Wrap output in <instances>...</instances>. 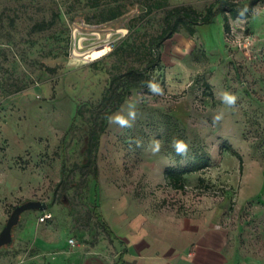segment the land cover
<instances>
[{
  "label": "rangeland",
  "instance_id": "obj_1",
  "mask_svg": "<svg viewBox=\"0 0 264 264\" xmlns=\"http://www.w3.org/2000/svg\"><path fill=\"white\" fill-rule=\"evenodd\" d=\"M215 1L168 0L148 12L154 0H0V233L17 205L48 203L46 210L22 214L14 242L0 249V264H122L127 221L110 233L105 213L123 221L140 211L141 224L150 219L201 235L222 233L229 264H264V91L249 85L248 99L242 92L252 71L264 72V52L256 45L264 34V0L230 16V29L223 13L194 35L181 26L162 45V62L152 72L151 85L160 91L133 89L102 135L98 174L86 165L89 156L95 159L88 135L99 118L92 112L99 111L113 74L145 65L122 47L158 35L175 7L205 11ZM115 5L124 13L102 19ZM217 27L220 35V27L225 31L218 40ZM248 36L255 41L250 49L243 45ZM105 46L107 54L87 57ZM238 49L252 68L238 59ZM226 92L236 96L235 105L224 102ZM167 114L186 128L185 157L176 155L182 133ZM205 162L188 173L184 189L162 178L165 167ZM47 212L53 217L42 221Z\"/></svg>",
  "mask_w": 264,
  "mask_h": 264
},
{
  "label": "trees",
  "instance_id": "obj_2",
  "mask_svg": "<svg viewBox=\"0 0 264 264\" xmlns=\"http://www.w3.org/2000/svg\"><path fill=\"white\" fill-rule=\"evenodd\" d=\"M263 0H250V3L246 6L239 2L233 0H216L211 3L205 11H199L190 5H182L171 9L165 17V25L161 32L149 39L148 42H143L141 44L131 43L122 47V49L127 50V47L132 50L134 54L140 55V59L145 62L144 66H131L125 72L114 73L108 87L106 88L101 101L99 102V111H93L92 116L94 118H99V123L96 122L94 125L89 127V152L92 154L94 152L95 159L91 156L88 157L89 161L86 165L93 164L95 166V175L98 174L96 154L100 148L102 135L106 132L108 128L111 116L120 110L127 98L132 93V90L140 87H151L152 83V72L156 69L162 62V45L166 40L172 38L177 32L181 31V26H185L191 35H194L198 31V26L202 24H209L213 22L216 17L220 14H225L226 28L230 29V16L237 18L239 16L240 8L246 9L247 11H252L254 8L262 2ZM168 0H154V3L150 5L148 12H152L156 8H160L166 5ZM107 11L101 13L102 19H114L118 18L124 13L122 5H115L106 9ZM229 14V15H227ZM44 26H46L44 24ZM143 62L141 64H143ZM207 88H211L207 84ZM208 94L213 95L212 91H208ZM167 120L172 121L173 130L177 129L181 131L182 135L178 141H183L186 145V151L183 153H178V158L185 157L188 154L189 146L188 139L186 135V128L181 126L178 117L173 115H166ZM171 132L167 135L166 140L172 142ZM241 170L244 169L243 158L240 157ZM205 163H201L194 168H180L178 166H169L165 168V178L167 183L171 187L177 189L185 188V178L191 171H199L206 166ZM208 165V164H207ZM200 179V182H203ZM101 217H104L102 214ZM106 227L110 233H114L113 229L107 221H105Z\"/></svg>",
  "mask_w": 264,
  "mask_h": 264
},
{
  "label": "crops",
  "instance_id": "obj_3",
  "mask_svg": "<svg viewBox=\"0 0 264 264\" xmlns=\"http://www.w3.org/2000/svg\"><path fill=\"white\" fill-rule=\"evenodd\" d=\"M221 28V35L218 33V27L215 32L217 34V40L219 36H224V29ZM219 34V35H218ZM222 39V37H221ZM223 41V40H222ZM258 54L264 52V34L261 35V40L257 41ZM237 57L246 64L249 63L251 67V61H245L244 52L240 49L237 50ZM256 52V53H257ZM235 54V53H233ZM232 54V55H233ZM257 54V55H258ZM256 55V56H257ZM252 68V67H251ZM253 73V81L251 83H243V93L251 96L252 93L249 91L248 86H251V90H256L261 92L264 91V86L262 85V78H264V72ZM212 88V83H207ZM181 85L174 86L177 88L174 92L179 91ZM235 92V91H234ZM215 94V93H214ZM251 94V95H250ZM166 168V167H165ZM165 168L162 171V178L165 182ZM188 175V174H187ZM186 175V177H187ZM119 202L115 203L118 204ZM123 207L124 203H119ZM122 212V208L120 213ZM145 215L141 211L138 216ZM138 216H134L127 220H111L110 216L105 213L106 221L109 223L113 231L116 233V226L125 225L127 221V233H126V248L124 253H122V264H229L230 259L221 252L222 245L224 244V236L222 233L217 231L209 230L207 233L200 234L198 229L184 228L174 223H164L160 222L156 225L155 222L150 221L149 217H145L149 221L141 224ZM122 224V225H121ZM241 263V261H240Z\"/></svg>",
  "mask_w": 264,
  "mask_h": 264
},
{
  "label": "water",
  "instance_id": "obj_4",
  "mask_svg": "<svg viewBox=\"0 0 264 264\" xmlns=\"http://www.w3.org/2000/svg\"><path fill=\"white\" fill-rule=\"evenodd\" d=\"M48 203L41 200H28L15 207L8 222L0 233V249L4 246L11 245L14 242L13 230L20 222L22 214L27 210H46Z\"/></svg>",
  "mask_w": 264,
  "mask_h": 264
},
{
  "label": "clouds",
  "instance_id": "obj_5",
  "mask_svg": "<svg viewBox=\"0 0 264 264\" xmlns=\"http://www.w3.org/2000/svg\"><path fill=\"white\" fill-rule=\"evenodd\" d=\"M151 88H152V90L154 92H159L160 91V89L158 88V86L155 85V84H152L151 85ZM223 100H224V102L226 104H228L230 106L231 105H235V103H236V96H234V95L229 94V93L226 92L223 95ZM129 115L132 116L133 118L135 117V113H130ZM216 119L219 120L220 117L217 116ZM118 120H119V123L121 124V126H128V120L123 119V118H118ZM159 147H160V145L157 142L154 151H159ZM174 147H175V149H176V151L178 153H183V152L186 151L187 145L183 141H175L174 142Z\"/></svg>",
  "mask_w": 264,
  "mask_h": 264
},
{
  "label": "built area",
  "instance_id": "obj_6",
  "mask_svg": "<svg viewBox=\"0 0 264 264\" xmlns=\"http://www.w3.org/2000/svg\"><path fill=\"white\" fill-rule=\"evenodd\" d=\"M254 40H252V37L251 36H248L246 39H245V42H243V45H244V47H246V48H249L250 49V46L252 47V45H254ZM53 217V214L52 213H45L44 215H43V217L41 218V220L42 221H46V220H48V219H50V218H52ZM69 244L71 245V246H75L76 245V240L74 239V238H71L70 240H69Z\"/></svg>",
  "mask_w": 264,
  "mask_h": 264
},
{
  "label": "bare ground",
  "instance_id": "obj_7",
  "mask_svg": "<svg viewBox=\"0 0 264 264\" xmlns=\"http://www.w3.org/2000/svg\"><path fill=\"white\" fill-rule=\"evenodd\" d=\"M110 48L109 46H105L103 48H97L94 50H91L90 52L87 53V57L89 59H97L105 54H107L109 52Z\"/></svg>",
  "mask_w": 264,
  "mask_h": 264
}]
</instances>
